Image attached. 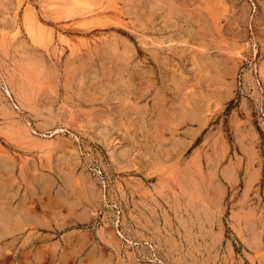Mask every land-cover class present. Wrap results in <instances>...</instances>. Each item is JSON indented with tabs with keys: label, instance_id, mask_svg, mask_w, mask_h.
<instances>
[{
	"label": "rangeland",
	"instance_id": "obj_1",
	"mask_svg": "<svg viewBox=\"0 0 264 264\" xmlns=\"http://www.w3.org/2000/svg\"><path fill=\"white\" fill-rule=\"evenodd\" d=\"M0 264H264V0H0Z\"/></svg>",
	"mask_w": 264,
	"mask_h": 264
},
{
	"label": "bare ground",
	"instance_id": "obj_2",
	"mask_svg": "<svg viewBox=\"0 0 264 264\" xmlns=\"http://www.w3.org/2000/svg\"><path fill=\"white\" fill-rule=\"evenodd\" d=\"M105 43V42H104ZM83 44V43H82ZM123 56V55H122ZM124 58V57H123ZM117 72V71H116ZM128 99V98H127ZM131 102V101H130Z\"/></svg>",
	"mask_w": 264,
	"mask_h": 264
}]
</instances>
